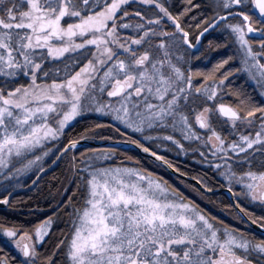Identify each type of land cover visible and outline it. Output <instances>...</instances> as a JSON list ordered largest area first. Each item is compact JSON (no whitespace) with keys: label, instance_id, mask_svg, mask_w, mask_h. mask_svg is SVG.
<instances>
[{"label":"snow or ice","instance_id":"obj_1","mask_svg":"<svg viewBox=\"0 0 264 264\" xmlns=\"http://www.w3.org/2000/svg\"><path fill=\"white\" fill-rule=\"evenodd\" d=\"M174 7L0 0V204L15 205L21 178L36 185L67 165L51 214L0 220V264H264V215L249 210H264V0ZM217 31L228 51L209 59ZM241 72L248 87L234 83ZM146 158L202 197L208 173L221 178L224 207L260 234L220 220Z\"/></svg>","mask_w":264,"mask_h":264},{"label":"trees","instance_id":"obj_2","mask_svg":"<svg viewBox=\"0 0 264 264\" xmlns=\"http://www.w3.org/2000/svg\"><path fill=\"white\" fill-rule=\"evenodd\" d=\"M211 37L213 40V46H212L211 52L209 53V59H211L212 57H218L219 54H222L228 51V49H226L225 47H221L218 49L214 47L216 40L219 39L220 37L219 32L216 34L215 37L210 35L209 39ZM193 63H196V61H194ZM207 63H208V60H205L204 64H207ZM201 67L203 68V65H201ZM234 75L236 77L234 81L236 85H239L241 87H248V85L250 84V81L246 78L243 72L235 73ZM200 78L201 77L199 76L194 77V79H200ZM91 122H92L91 118H89L86 121H81V125L77 126V128L74 130L72 134L74 135L75 132L80 131L81 126L91 123ZM103 130L107 131V128ZM171 158L174 159L175 162L179 166H182L185 169H191V168L196 167L195 162L191 159L190 156L177 157L173 154ZM132 163H135V162L133 161ZM141 163H143L145 167L149 168V170L159 172L160 175H162L165 179L169 181V183L174 184L177 187H180L181 190L185 192V195L190 196L193 200H195L198 204H200L201 207L207 208V210L211 211L220 220H223L225 221V223L230 224L228 220L225 219L223 215H221L222 213L221 214L216 213V209L218 211H221L224 209H228V210L230 209L231 211L235 213V209L224 207L225 204H229L231 202L226 193L203 196L206 201V204H204L198 199H196L195 197H193L191 193H189L188 191H185L184 187L182 186L183 183L179 179H177V176L170 174L165 168L163 169L157 168L152 163L151 159H147V158H146V162L142 160ZM66 167H67L66 164H61L60 167H57L53 172L43 177V179H41L39 184L33 190L15 195L12 198V199H15L16 201L14 206L12 207L8 206L4 209L0 208V220L15 222L19 224V223H26L28 221H37V220L43 219V217L46 214H51L53 208L55 207V203H50V201H53L54 199L58 200L60 198L59 186L65 180ZM208 178H209L210 183L213 186L212 190L226 188L224 185V181L221 178L213 176L212 173L210 172L208 173ZM21 185H27V186H17L14 189L21 188V187H29L31 185V182L25 180L24 178H21ZM249 210L252 213H254L256 216L264 215V210H262L261 208L252 209L249 207ZM67 219L68 218L66 216L61 217V220L59 222V228L53 234V240H55L56 237L60 235V231L67 233L68 231ZM249 227L250 226L247 224H241L240 226V228H245V229ZM255 232L257 233V235L260 234L257 231Z\"/></svg>","mask_w":264,"mask_h":264},{"label":"water","instance_id":"obj_3","mask_svg":"<svg viewBox=\"0 0 264 264\" xmlns=\"http://www.w3.org/2000/svg\"><path fill=\"white\" fill-rule=\"evenodd\" d=\"M84 143H85V141H81V144H84ZM88 143L95 145V144L97 143V141L92 140V141H89ZM145 156H146V154H145ZM56 168H57V167H55V166H50V168H49V169H46V171H48V173L50 174V173L53 172ZM165 169H166V168H165ZM166 170H167L170 174H172V175H174V176H177V177H178V175H179V174L174 173V170H169V169H166ZM41 175H43V174H41ZM43 177H45V176H43ZM40 181H41V180H38L36 185H32V184H31L29 187H21V188L14 189V190L12 191V196L10 197V200H11L15 195H17V194H19V193H23V192H27V191H31V190H33V189L39 184ZM189 182L193 183L192 181H189ZM221 193H226V194L228 195L229 199H230V194L228 193V189H227V188H222V189L212 190V192H211V193H207V195H217V194H221ZM6 207H8V205L0 204V208H1V209H4V208H6ZM249 226H250L251 228H253V230H255V231H257V232L260 233V230L258 229V226H251V225H249Z\"/></svg>","mask_w":264,"mask_h":264},{"label":"rangeland","instance_id":"obj_4","mask_svg":"<svg viewBox=\"0 0 264 264\" xmlns=\"http://www.w3.org/2000/svg\"><path fill=\"white\" fill-rule=\"evenodd\" d=\"M182 186L184 187V190H185V186L183 184H182ZM185 191H188L189 193H191V195L193 197H195L196 199H198L202 203L206 204L204 197H202L199 193L193 191L191 188H187ZM216 213H220V214L222 213L221 215H223L225 217V219H227L230 224H235L237 227L241 226V223L236 219L235 213L233 211H231L230 209L229 210L224 209L221 211H218L216 209Z\"/></svg>","mask_w":264,"mask_h":264},{"label":"flooded vegetation","instance_id":"obj_5","mask_svg":"<svg viewBox=\"0 0 264 264\" xmlns=\"http://www.w3.org/2000/svg\"><path fill=\"white\" fill-rule=\"evenodd\" d=\"M168 3L169 4H173L175 7H179V6L183 5V3H185V0H168ZM138 6H139L138 2L137 3H133L132 8L130 9V11H134ZM175 7L173 8V11H175ZM193 11H195V9ZM218 32L219 31H217L215 33H212L211 35L213 37H215ZM205 35L208 36L209 34H205ZM210 39H212V37ZM205 48H206V50L208 48V45L206 44V42H205ZM249 207L252 208V209L260 208L258 205H249Z\"/></svg>","mask_w":264,"mask_h":264}]
</instances>
